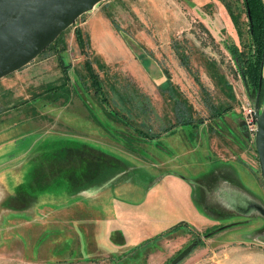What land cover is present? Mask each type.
Returning a JSON list of instances; mask_svg holds the SVG:
<instances>
[{"label": "rangeland", "instance_id": "1", "mask_svg": "<svg viewBox=\"0 0 264 264\" xmlns=\"http://www.w3.org/2000/svg\"><path fill=\"white\" fill-rule=\"evenodd\" d=\"M245 7V0H106L29 71L0 81V264H171L187 250L178 264H264L256 138L247 135L248 172L239 167L236 178L250 199L228 198L218 184L204 207L199 194L209 187L199 184L215 165L193 167L214 149L227 155L221 138L202 143L199 132L184 130L173 143L163 138L143 144L148 121L202 123L230 111L244 122L246 100L264 105L262 90L244 82L234 57L253 54ZM93 16L130 48L148 79L115 70L111 78L93 76L89 56L83 57L87 24L82 27ZM41 62L45 72L39 74ZM158 66L175 71L174 81L165 80ZM98 100L107 121L132 123L133 138H115L123 139L121 145L138 139L135 160L117 162V170L104 166L109 152L86 140L85 113L99 117L89 108ZM68 119L76 122L74 130L66 127ZM198 142L203 145L195 154L183 152ZM115 206L126 214L128 234L117 232Z\"/></svg>", "mask_w": 264, "mask_h": 264}, {"label": "crops", "instance_id": "2", "mask_svg": "<svg viewBox=\"0 0 264 264\" xmlns=\"http://www.w3.org/2000/svg\"><path fill=\"white\" fill-rule=\"evenodd\" d=\"M98 23H102L101 19H99V17L97 16H93L90 19H87L82 24V27L84 24L85 25L87 24L86 26L87 47L86 48H88V50L86 49L83 50L85 52L83 53V57L86 56L87 58V56H89L88 59L92 63L91 68L93 71V76H96L99 78V74H102L105 76V78L106 76H108V78H111L109 76V73L110 71L115 70V71H118L116 73H119V74L128 73V75H130L135 80L145 81L146 79H148L147 78L148 75L146 71L144 70L142 65L138 64V62L136 61L137 60L136 56L131 53L132 51L130 50V48L124 45L123 43H121L120 41L116 40L115 36H113V34L108 31L105 25H99ZM92 36L94 39H92ZM77 45H78V42H77ZM91 59L94 61H92ZM44 61L45 63H47V60H44ZM32 65L33 64L31 63L30 65H28L27 67H25L24 69H22L21 71L17 73H25V71H29L32 68ZM45 65L46 64H43L42 62L40 63V68L42 71L41 73L39 72V74H42L45 72V69H44ZM95 69H99L101 70V72L98 73L95 71ZM159 69H160L159 71L164 73L166 77L165 80L169 79V82H170L171 81L170 79L175 78L174 76L175 71H173L172 69L168 70V73L166 72V70L165 71L161 70L160 67ZM177 73L179 75L183 74L181 66L178 69ZM173 81L174 80L172 79V82ZM68 85H69V80L66 81L67 89L69 88ZM96 95H98L96 96V98L102 96V95H99V92ZM81 96L82 95H80V97ZM45 99L42 100L44 105H45V101H44ZM98 101L94 102V105L87 104L90 106L89 108H91L92 111H94L95 113L101 112V114L99 113V117H96V116L93 117L92 113L91 115L87 112L85 113V116H86V119L88 120V125H89L88 129H90V133L87 136L86 140H89V142H92L94 144H98L96 145L97 148L103 147L102 151L109 152L111 156L104 157V160H102L104 161V166L106 168L117 170L118 166H122L120 163H117V162H121L124 160H132V159L135 160L134 155H136L138 149H136L133 143L139 144L138 139L136 140V142L129 139V138H133L131 136L132 135L131 131L129 132V130L132 129L131 122H128V121L120 122V121H111V120L107 121L106 115L103 114V109H101L102 108L101 102L99 101L98 103ZM59 105L60 104L55 103L52 105V107H57ZM74 106H75V100L72 99L70 102V107L74 108ZM67 107H69V105ZM229 112L225 114H221L219 118L214 117L202 123H198V122L189 123V122H181V121H176V122L169 121V123L163 121V122L157 123L155 121H148L146 123L148 133H146V136L142 135L144 138H146L143 144L145 143L154 144L156 141H160L159 139H163V138H170L169 142L171 141L173 143L174 134L178 135L184 132V130L186 131L188 130L192 134L199 132L200 133L199 136L202 135L201 136L202 143L205 141L208 142L209 139L212 138L213 136L221 138V141L223 142V145H224L223 150L224 152H228L227 155L216 154L215 149H214V152H212L213 155H208L209 157L206 158V160H204L205 163H203L202 161V163L198 167L196 164L193 167L194 170H197L198 168H200V166H203V170H205L207 166H209L210 168V166L215 165V166H212V168L210 169L211 172L209 174L205 173V176L203 177L204 179L201 182L202 184L201 183L199 184V186L203 185V186L209 187V190L202 191L201 194H199L198 201L201 203L202 207L206 206L204 205V203H206L208 199H210V194L215 193V190H217L215 189V186L218 184L221 185V188H223V192L227 195L228 198H232L233 200H238V201L250 199V196L248 195L250 193L248 192L247 187L245 186V182L240 183V181L236 179L239 169H241L240 171H244L245 173L248 172L244 170L246 169V167H248L246 166V162L244 158L246 155L245 152L247 149V137L248 136H247V132L244 126V122L241 120H237L235 117H232L231 116L232 112L230 113ZM56 113H59V112H56ZM68 120H70L71 122H69L68 124L70 125L67 124L66 127L74 130L76 122L73 119L72 120L68 119ZM126 126H130V127L127 128ZM107 131L111 133L108 134ZM112 134H114L113 136H111L113 139L110 138V135ZM124 134L129 137L128 138L129 140L125 139V141L126 143H131L130 146L121 145L119 142L124 143L123 139H115L117 137H120V138L123 137ZM200 144L201 143L198 142L197 147H195L194 149L190 151H183V152L187 154H191L192 152H195L198 149V146ZM202 145L203 144H201V146ZM209 150L212 151V149H209ZM221 151L222 150H219V152ZM93 152L94 150L88 154H94ZM163 152H165L166 154H170V152L167 150H163ZM192 154H195V153H192ZM207 154H210V152ZM170 157L175 159L171 155ZM171 158H168L167 160L169 163H171L169 160ZM108 160L113 161L114 163H111V164L107 163ZM235 161L240 162V165L233 164V162ZM220 162L221 164H219ZM169 168L172 169L171 167ZM172 170H175V169H172ZM149 173L151 172L148 171L147 176L149 175ZM151 176H153V174H151ZM164 176H166V174H164ZM221 188L219 190H221ZM216 196L218 197V195ZM115 210H116L115 215L117 211H119L117 217L119 218V221L121 224V229L119 227L117 228L118 234L119 235L128 234L129 232H127V227L129 225H124L126 214H123L122 212L123 209L117 206H115ZM129 219H131V217ZM117 224L119 223H116V225ZM142 233H145V232H142ZM147 234L148 233H146V235ZM148 236H146V238Z\"/></svg>", "mask_w": 264, "mask_h": 264}, {"label": "water", "instance_id": "3", "mask_svg": "<svg viewBox=\"0 0 264 264\" xmlns=\"http://www.w3.org/2000/svg\"><path fill=\"white\" fill-rule=\"evenodd\" d=\"M106 0H0V81L44 54L85 14ZM256 150L264 183V105L255 100ZM187 250L171 264H178Z\"/></svg>", "mask_w": 264, "mask_h": 264}, {"label": "trees", "instance_id": "4", "mask_svg": "<svg viewBox=\"0 0 264 264\" xmlns=\"http://www.w3.org/2000/svg\"><path fill=\"white\" fill-rule=\"evenodd\" d=\"M245 6L253 54L247 59L245 55L236 52L234 57L240 66V72L244 82L255 87L258 92L261 89V95L264 96V3L263 0H245ZM233 20L236 26V19ZM57 41L53 45H55ZM77 41L81 44V39L79 37ZM51 47L49 49H51Z\"/></svg>", "mask_w": 264, "mask_h": 264}, {"label": "built area", "instance_id": "5", "mask_svg": "<svg viewBox=\"0 0 264 264\" xmlns=\"http://www.w3.org/2000/svg\"><path fill=\"white\" fill-rule=\"evenodd\" d=\"M242 111L244 115V126L247 135L252 138H256L258 127H257L255 102L246 100L242 106Z\"/></svg>", "mask_w": 264, "mask_h": 264}]
</instances>
